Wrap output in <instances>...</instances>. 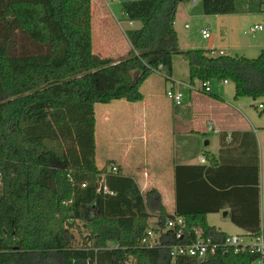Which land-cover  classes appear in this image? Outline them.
Wrapping results in <instances>:
<instances>
[{"label":"trees","instance_id":"1","mask_svg":"<svg viewBox=\"0 0 264 264\" xmlns=\"http://www.w3.org/2000/svg\"><path fill=\"white\" fill-rule=\"evenodd\" d=\"M191 1L124 3L123 15L143 26L127 32L129 54L111 60L93 53L92 0H0V264H172L169 247L191 243L197 231L213 244L226 240L228 234L208 224L209 215L223 211L245 233L260 234L258 153L241 165L177 166L176 216L159 191L144 195L132 178L110 172L112 163L97 167V104L143 101L141 87L161 65V77L171 80L174 56L188 63L192 84L231 82L237 101L264 99V50L250 59L180 49L175 19ZM202 1L206 16L239 12L237 0ZM195 94L225 104L204 89ZM104 185L113 195L100 190ZM153 216L156 234L168 220L184 218L183 239L161 234L148 248ZM82 220L90 236L77 247L71 230ZM254 259L218 251L176 264Z\"/></svg>","mask_w":264,"mask_h":264},{"label":"crops","instance_id":"2","mask_svg":"<svg viewBox=\"0 0 264 264\" xmlns=\"http://www.w3.org/2000/svg\"><path fill=\"white\" fill-rule=\"evenodd\" d=\"M98 1V7L100 8L101 13L100 22L102 23L103 27H107L109 24V16L107 15L105 9V6L107 5L101 2V0ZM190 3L193 7H196L199 3V0H197V4H194L193 1ZM218 17L222 18L219 19L223 24L222 26L229 30V39L225 43L221 36H218V38H212V35L210 34L211 37L209 39L212 40L210 41L209 46L203 51H215L217 53H223L224 56L228 57L230 55L226 54L225 49L238 51L247 49L256 50L258 48L262 49L255 43L246 45L241 44L242 46L240 45L236 38V35L240 29V25L242 24V17L239 12L237 14ZM131 26H133V24H131ZM251 29L250 33H252ZM203 30L209 29L205 28L202 29V31ZM220 33L223 37H225L223 31L220 30ZM128 43L129 47L123 58H125L132 50L129 41ZM98 52H100L98 53V56L101 58L120 60L119 58L111 57L109 54H107V51L105 52L103 50H98ZM236 56L244 57L245 55L237 54ZM151 80L152 77H150L141 87L140 91L144 97L143 101L141 102L131 104L125 100H121L113 102L109 105L97 104L95 107L96 162L98 169H102L109 163H112L118 168L120 173L126 177L132 178L144 195L151 190L159 191L162 197L163 206L165 210H167V213L171 216H176L175 168L177 166L210 167L213 161L218 162V164L238 163L241 165L247 164L248 162L250 163L252 160L255 162L256 154L258 153L260 161L259 165L261 169L260 188L262 195L264 129H254L252 127L253 124L250 118L248 119L247 117H244V115L240 113L239 110H236L234 104H238L240 101H237L233 95L235 93V87L234 92H231L230 96H228L226 92H215V87H213L215 82H213L211 85V93L221 97L225 102L224 105H220L219 103L217 104L216 102L214 103L211 101L206 102L200 98L198 94L196 95L195 93H188L186 94L187 97H185V100L189 101L187 109L190 111L191 116H186L179 113L178 107L173 105V108H170L166 117H160L157 114H152V110L154 107H157V103L155 101L156 92H154V88L151 85ZM172 81L177 82L176 79H172ZM229 84H231V82H229ZM229 84L224 85L219 83L220 86H229ZM232 98L235 99L234 102H232ZM123 107H133L134 109H137V113L135 117L131 118L130 123L133 130L135 131L127 134H125L124 131H120L117 136H111L113 132L112 128L115 125V123L113 125L112 122V111L115 109H122ZM231 108L242 114L244 121L233 118V113H229ZM176 117L178 118V121H176ZM181 121L183 123H181ZM177 124L180 130L175 128ZM210 126L212 127L211 129L217 131V133H215L213 130L210 131ZM202 134H205L207 137L211 135V139H213L215 142L214 145L211 144V140L207 141L205 143V148L207 149H204L199 141L200 135ZM246 134H251L253 138L249 137V139L246 140L243 137ZM223 137H225V141ZM229 138H232L231 143L227 142ZM101 156L105 159V162L102 163V166L99 163ZM203 158L206 159L205 162H202ZM186 205L188 207L192 206L189 199L187 200ZM259 207L262 226L263 207L261 206V203ZM225 212L227 214L226 217H229V211ZM210 227H217L222 232H224L220 226L214 225ZM239 229L243 230L241 228ZM244 234L247 233L244 232Z\"/></svg>","mask_w":264,"mask_h":264},{"label":"rangeland","instance_id":"3","mask_svg":"<svg viewBox=\"0 0 264 264\" xmlns=\"http://www.w3.org/2000/svg\"><path fill=\"white\" fill-rule=\"evenodd\" d=\"M139 1V0H101L106 9V13L108 17V26L103 27L100 22V8L98 7V0H92V42H93V53L95 55H99L98 50L107 51L113 58L123 59L125 55L129 43L126 39V34L128 31L133 29H139L143 26L142 22L133 21V26H131L132 22L128 21V19L122 13V6L124 3ZM236 6L239 11V14L242 17V24L240 25L239 32L236 35L237 40L240 45H246L250 43H255L260 46L262 49H247V50H231L225 49L226 54L230 56L245 55L244 57H248L250 59H257L261 52L264 50V31H257L256 33H250V29L254 28V26H263L264 27V0H237ZM176 29L178 33V40L180 41V48L182 51H190L192 49L196 50H205L206 47L209 46V43L212 39L205 40L202 38L201 31L202 29H209L210 34L213 37L221 36L226 43L228 41L229 30L223 27L222 22L219 19H222L218 16H210L207 17L204 14L203 1L199 0V3L196 7H193L191 3L189 4H181L178 8V13L176 16ZM208 18V19H206ZM188 27V28H187ZM224 28V29H223ZM230 28V27H229ZM220 30L224 32L223 37L220 33ZM18 43H22L21 39H17ZM242 46V45H241ZM238 51V52H237ZM237 53V54H236ZM243 57V56H242ZM173 70L171 79H176L177 82H182L187 85L191 84V79L189 77V66L188 63L179 56H174L173 58ZM151 80V85L154 88L155 101L157 107H154L152 110V114H157L160 117H166L170 108H173V102L167 96V93L172 90L173 87L181 90L184 95L189 93L188 90L185 89L184 86H177L174 82L166 81L158 74H153ZM215 92H226L228 96H230L231 92H234L233 83L229 84V86H220L219 83L215 82L214 84ZM233 90V91H232ZM234 95V94H233ZM224 96V95H223ZM187 97V96H186ZM235 97V95H234ZM188 100L184 101V104L178 107L179 113L189 116L190 111L187 109V105L189 104ZM230 101V98H229ZM235 99L232 98V102ZM240 103L234 104L236 110H239L240 113L247 117L252 121V127L256 130L264 129V99L253 100L252 98H244L239 100ZM231 102V103H232ZM233 104V103H232ZM235 109L231 108L233 111L234 118L238 120L243 119V115L238 113ZM113 125L114 127L111 136L120 133V131H124L125 134L134 132L131 123V118L135 117L137 113V109L133 107H123L122 109L113 110ZM191 116V115H190ZM112 124V123H111ZM137 124V123H136ZM111 125V126H113ZM210 136H206L205 134L200 135L199 141L201 146L205 148V143L207 141H212V145H214L213 139ZM218 140V139H216ZM105 162L104 157L101 156L99 163L102 166V163ZM114 166V165H111ZM109 166V170L111 168ZM263 187L261 196V206L263 207L262 213V226L264 227V164H263ZM89 213H91L89 211ZM226 212L215 213L214 215H210L208 222L210 226H220L224 233L228 235H244V231L240 230L234 224H232L231 219L225 216ZM159 224V219L153 216L149 222V228L151 230L157 229ZM78 228L73 229L72 235L74 238V244L77 247H82L90 236V232L86 229V222L82 220L78 222Z\"/></svg>","mask_w":264,"mask_h":264},{"label":"built area","instance_id":"4","mask_svg":"<svg viewBox=\"0 0 264 264\" xmlns=\"http://www.w3.org/2000/svg\"><path fill=\"white\" fill-rule=\"evenodd\" d=\"M194 4H197V0H192ZM133 24V23H132ZM257 31H264L263 26H255L253 29H251L252 33H255ZM202 38L205 40H209L211 37L209 30H203L201 31ZM210 56L217 57V56H224L223 53H217L215 51H211ZM163 70V66L161 65L158 70L154 71L155 74L162 75L161 72ZM172 82V79L170 80ZM177 86H184L186 90L189 91L190 94L192 93H200L201 90H205L206 93L211 92V85L212 83H206L203 85L196 84H190L187 85L182 82H174ZM224 85L229 84L228 82L222 83ZM167 96L170 98V100L173 102V104L176 107L182 106L185 95L184 93L176 89L175 87L172 88L171 91L167 93ZM212 126V125H211ZM210 126V131L212 127ZM215 133L217 131L213 130ZM232 138H229L227 140L228 143H231ZM206 159L203 158L202 162H205ZM110 172L117 174L118 168L114 165L111 166ZM1 179V176H0ZM85 186V185H84ZM100 190L103 191L105 194H111L112 192L108 190V188L104 185L100 188ZM186 223L184 218L182 217H176L174 219L168 220L166 222V226L164 230H162L160 233H155L153 230H150L148 232V238L152 241V244L148 246V248H155L159 241L158 238L161 234H168L170 233L175 239L180 240L183 239L185 230H186ZM147 241L145 240L144 243ZM171 250L170 256L172 259V264H176L178 259L181 258H190V259H197L199 261H203L207 258L209 253H215L218 251H221L222 253H229L234 252L235 254H244V253H250L255 255V259L253 261V264H264V228L262 227V230L260 234L258 235H229L226 240L222 243H212L210 239H205L203 237L202 231L196 232V238L194 241H192L189 244H177L175 246L169 247Z\"/></svg>","mask_w":264,"mask_h":264},{"label":"water","instance_id":"5","mask_svg":"<svg viewBox=\"0 0 264 264\" xmlns=\"http://www.w3.org/2000/svg\"><path fill=\"white\" fill-rule=\"evenodd\" d=\"M225 216H227V214Z\"/></svg>","mask_w":264,"mask_h":264}]
</instances>
